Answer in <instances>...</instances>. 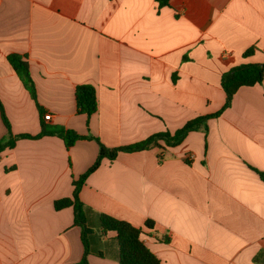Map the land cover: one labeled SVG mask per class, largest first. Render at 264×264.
I'll return each instance as SVG.
<instances>
[{
	"label": "crops",
	"instance_id": "0c3cea01",
	"mask_svg": "<svg viewBox=\"0 0 264 264\" xmlns=\"http://www.w3.org/2000/svg\"><path fill=\"white\" fill-rule=\"evenodd\" d=\"M10 54L27 58L43 114ZM252 63H264V0H0V100L15 135L38 134L44 120L113 148L175 132L220 110L222 75ZM80 84L97 91L90 118L76 112ZM208 125L207 134L193 131L167 148L162 163L158 148L104 159L80 198L142 228L161 264H259L264 81L240 88ZM6 134L0 115V140ZM98 153L94 140L68 148L56 136L21 139L0 153V264L81 261L73 208L54 203L72 196L73 180ZM89 264L120 263L90 256Z\"/></svg>",
	"mask_w": 264,
	"mask_h": 264
},
{
	"label": "trees",
	"instance_id": "16d2710c",
	"mask_svg": "<svg viewBox=\"0 0 264 264\" xmlns=\"http://www.w3.org/2000/svg\"><path fill=\"white\" fill-rule=\"evenodd\" d=\"M171 0H157L160 7L169 5ZM258 48L252 46L244 52L248 57L255 53ZM13 70L16 72L24 87L27 89L32 99L36 102L38 110L43 114V108L37 100L36 85L30 71V65L25 56L20 54H10L7 57ZM264 81V63L242 64L231 68L225 72L221 78V86L226 93L224 106L215 113L197 116L186 122L175 132L163 131L153 134L132 145L118 146L110 148L99 138L93 135H80L73 130L65 129L60 126H49L44 120L41 122V131L36 134H18L12 132L11 124L7 118L5 108L0 100V115L7 129L6 136L0 140V153L6 149L15 147L17 141L21 139H41L45 136H56L61 138L69 148L80 140H94L98 143L99 153L94 164L78 179L73 180V194L71 197L55 201L54 208L59 211L64 208L72 207L74 212V224L81 229V239L83 243V256L78 264H89L90 256L108 258L118 261L120 264H161L160 259L147 247L142 240L143 229L132 225L126 220L115 218L106 213L94 210L86 205L80 198L81 190L87 178L94 173L104 159L114 161L120 153H134L158 148L159 163L165 159L167 148L177 147L184 142L189 133L202 131L208 133V121L218 118L225 110L231 107L236 93L242 87H251L261 84ZM75 101L77 114L86 115L90 118L98 110L97 91L91 84H80L75 89ZM190 163L189 160H187ZM256 170V169H255ZM264 180V173L256 170ZM154 222L147 220L145 227L154 229ZM168 243V237L161 239ZM261 252L255 258V262L262 263Z\"/></svg>",
	"mask_w": 264,
	"mask_h": 264
},
{
	"label": "built area",
	"instance_id": "2783aa9c",
	"mask_svg": "<svg viewBox=\"0 0 264 264\" xmlns=\"http://www.w3.org/2000/svg\"><path fill=\"white\" fill-rule=\"evenodd\" d=\"M44 119L45 120H50L51 119V115L50 114H45Z\"/></svg>",
	"mask_w": 264,
	"mask_h": 264
}]
</instances>
